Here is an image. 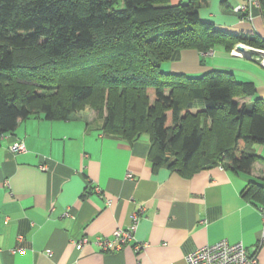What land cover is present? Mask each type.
Returning a JSON list of instances; mask_svg holds the SVG:
<instances>
[{
  "label": "trees",
  "instance_id": "1",
  "mask_svg": "<svg viewBox=\"0 0 264 264\" xmlns=\"http://www.w3.org/2000/svg\"><path fill=\"white\" fill-rule=\"evenodd\" d=\"M207 2L0 0V135L31 116L68 120L88 106L107 132L129 142L148 135L154 168L189 177L219 165L249 176L264 163L255 150L264 149V100L254 84L218 70L161 69L183 49H264L257 35L202 21ZM241 194L264 207L259 180L247 177Z\"/></svg>",
  "mask_w": 264,
  "mask_h": 264
},
{
  "label": "crops",
  "instance_id": "2",
  "mask_svg": "<svg viewBox=\"0 0 264 264\" xmlns=\"http://www.w3.org/2000/svg\"><path fill=\"white\" fill-rule=\"evenodd\" d=\"M245 4L208 0L199 18L264 40V14L257 5L242 10ZM161 69L228 72L251 81L264 100V68L235 49H183ZM16 140L24 151L9 150ZM255 150L264 155L261 145ZM148 151V135L129 142L102 129L94 111L68 120L31 116L0 135V264H186L189 252L222 239L241 242L264 264L262 208L241 194L247 177L262 182L263 161L249 176L216 165L186 177L164 165L154 168ZM134 214V241L115 251L93 244L130 226ZM81 238L90 244L76 249L73 242ZM134 243L144 246L136 251Z\"/></svg>",
  "mask_w": 264,
  "mask_h": 264
},
{
  "label": "built area",
  "instance_id": "3",
  "mask_svg": "<svg viewBox=\"0 0 264 264\" xmlns=\"http://www.w3.org/2000/svg\"><path fill=\"white\" fill-rule=\"evenodd\" d=\"M247 4L242 6V10L246 11L251 5H257L256 0H246ZM236 53V52H235ZM240 55L239 53H237ZM247 55L250 60H256L261 67L264 68V50L258 55ZM9 150L12 152L24 151V144L21 140L14 141ZM45 169V165L41 166ZM264 217V207L262 208ZM138 216L134 214L132 217V223L126 228H116L112 234L108 237H96L93 241L94 245H97L101 251H115L121 249L128 242L134 241V229ZM264 220V219H263ZM264 240V223L261 234V241ZM76 249H81L84 245L90 244L87 238H81L78 241H74ZM144 246L143 243H134V249L140 250ZM47 254L50 255V251L47 250ZM186 264H256V254H248L246 248L241 242L231 243L226 239L219 240L214 244H206L200 246L193 251L189 252L185 256Z\"/></svg>",
  "mask_w": 264,
  "mask_h": 264
},
{
  "label": "water",
  "instance_id": "4",
  "mask_svg": "<svg viewBox=\"0 0 264 264\" xmlns=\"http://www.w3.org/2000/svg\"><path fill=\"white\" fill-rule=\"evenodd\" d=\"M235 52L241 54L242 56H246L251 54V53H258L255 49L249 47V45L243 44V43H238L236 44Z\"/></svg>",
  "mask_w": 264,
  "mask_h": 264
},
{
  "label": "rangeland",
  "instance_id": "5",
  "mask_svg": "<svg viewBox=\"0 0 264 264\" xmlns=\"http://www.w3.org/2000/svg\"><path fill=\"white\" fill-rule=\"evenodd\" d=\"M235 47V46H234ZM249 47H251V48H253V49H255L256 51H258V53L260 52V53H262V50H264V49H262V48H256V47H252V46H249ZM233 49H235V48H233ZM250 56H252V54L250 55ZM249 59V58H248ZM250 61H252V62H254L255 64H257L259 67H261L260 66V64L258 63V61H256V60H250ZM263 68V67H262ZM93 112L94 110L92 109V108H90V107H88V106H86L82 111H80L79 113H81V112ZM95 112V111H94ZM262 181V183H263V186H264V178L261 180Z\"/></svg>",
  "mask_w": 264,
  "mask_h": 264
},
{
  "label": "bare ground",
  "instance_id": "6",
  "mask_svg": "<svg viewBox=\"0 0 264 264\" xmlns=\"http://www.w3.org/2000/svg\"><path fill=\"white\" fill-rule=\"evenodd\" d=\"M252 55H258V53H251Z\"/></svg>",
  "mask_w": 264,
  "mask_h": 264
}]
</instances>
